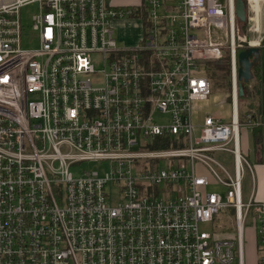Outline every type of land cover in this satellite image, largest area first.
I'll return each mask as SVG.
<instances>
[{"label": "built area", "instance_id": "built-area-1", "mask_svg": "<svg viewBox=\"0 0 264 264\" xmlns=\"http://www.w3.org/2000/svg\"><path fill=\"white\" fill-rule=\"evenodd\" d=\"M243 2L244 23L237 0H0V264H245L248 222L264 263L241 144L264 120L240 118L237 79L238 51L263 40L264 0ZM34 3L29 49L21 10ZM126 18L142 36L120 47ZM227 55L230 119L199 124L212 83L196 74ZM227 210L236 236L201 229Z\"/></svg>", "mask_w": 264, "mask_h": 264}, {"label": "rangeland", "instance_id": "rangeland-1", "mask_svg": "<svg viewBox=\"0 0 264 264\" xmlns=\"http://www.w3.org/2000/svg\"><path fill=\"white\" fill-rule=\"evenodd\" d=\"M116 4L118 6H130V5H138L140 3V0H115ZM38 12V5L37 4H33V5H29L25 8H23L21 10V21H22V25L24 30L23 31V35H22V42H23V47L24 48H29V49H35L38 46V42H37V34L34 33L33 31V22H32V18L33 16ZM117 28V32H118V37L121 38V40H119V44L120 47H125L128 46L127 44H136L138 43L141 39L142 36V23L137 19V18H126L122 21H119V23H116ZM241 36H245L247 37L248 41H255L257 39V37L248 30V28L246 26H242L241 29ZM242 44V43H241ZM245 45V44H244ZM225 54H228L227 51H224ZM96 66L98 69L102 68V65L100 63H98V60L96 62ZM217 66L218 64L216 62L213 63H207L204 64V68L202 70H200L196 75L199 77H207L208 80L212 83V86L214 88V86H217L218 84L222 83V79L220 78V72L217 70ZM214 74V76L211 75ZM231 82H232V72H231ZM222 94H227V93H222L219 91H214L213 89V93H212V97L211 100L213 99V101L215 102L216 100H219V103H224V97H222ZM210 100V101H211ZM212 101V103H214ZM213 106V105H212ZM211 105H207L205 107H203L200 110L201 114H208V108L210 107L209 110L211 109L213 112V107ZM213 114V113H211ZM230 117V113L228 115H226L225 118H229ZM158 120L160 122L164 121L165 118H159V116L157 117ZM250 147L249 143L243 142L242 148L245 149V154H248V151ZM87 170V171H99L102 174H107L109 173L110 170V166L108 164H103V165H99V164H83L81 166V170ZM75 174H78V171L74 170ZM252 181H251V177L250 175L246 177V182L244 185V195H245V200L246 196H248L251 193L252 190ZM225 189L222 187H210L208 189V191L210 192H217V193H221L222 195L224 194ZM247 228H246V234H245V243H248L249 240V233L251 230L250 226H252V224L250 222H248L247 224ZM201 229L205 232H211V233H219V234H232L233 236H236L237 234V229H236V218H235V213L233 210H227V211H223L215 220L214 223H209V224H205L202 225Z\"/></svg>", "mask_w": 264, "mask_h": 264}, {"label": "crops", "instance_id": "crops-1", "mask_svg": "<svg viewBox=\"0 0 264 264\" xmlns=\"http://www.w3.org/2000/svg\"><path fill=\"white\" fill-rule=\"evenodd\" d=\"M262 42L259 48L260 50V60L257 64H259V77L261 81V104H260V110L262 117H264V15H263V21H262ZM121 40V38L119 37ZM127 45H134V44H127ZM213 93V92H212ZM212 97V96H211ZM222 97H224V103H219V100H216L215 102L211 98L204 103H197L195 105L194 109V114L197 122L199 124L203 123V120L206 116H213L215 118L223 119V121H227L230 119L225 118L226 115L230 113L231 116V99H230V94L227 93L222 94ZM211 100V101H210ZM212 101L214 103H212ZM207 105H213V110L214 112L208 108V114H201L200 110L207 106ZM213 113V114H211ZM259 129V128H256ZM254 128L249 130L248 132L242 133V141L241 144L243 145V142L249 143L251 149H249L248 154H245V149L242 148L243 154L245 155L246 159L248 160L249 164L252 166L253 169V177L251 174V181H252V190L251 193L246 196V199L248 200L252 194V192H255L256 199L264 203V134H260V141L259 144H257L254 140V133L253 132ZM246 182V180H245ZM245 185V183H244ZM245 197V195H244ZM251 230L249 233V240L248 243H245V264H264L261 261V252L259 248V243H258V237H257V231H255L254 226H250ZM246 234V231H245Z\"/></svg>", "mask_w": 264, "mask_h": 264}, {"label": "trees", "instance_id": "trees-1", "mask_svg": "<svg viewBox=\"0 0 264 264\" xmlns=\"http://www.w3.org/2000/svg\"><path fill=\"white\" fill-rule=\"evenodd\" d=\"M264 44V41H263ZM244 49H240L238 51V55L240 52H242ZM245 51V50H244ZM217 70L220 72V78L222 79V83L218 84L217 86H212V92L219 91L222 93H229L231 94L232 91V82H231V67H230V61L229 56L227 55L226 59L224 61L217 63ZM211 75L214 76V74ZM253 78L249 83H244V89H245V96L243 98H240V118L245 121L246 117L248 115L252 116V120L255 121H263L264 117H262L261 110H260V104H261V81L259 77V64H256L253 67L252 70ZM239 84V81H238ZM259 128V129H256ZM254 128V140L257 144H259L260 141V134H264V129L262 127H256Z\"/></svg>", "mask_w": 264, "mask_h": 264}, {"label": "water", "instance_id": "water-1", "mask_svg": "<svg viewBox=\"0 0 264 264\" xmlns=\"http://www.w3.org/2000/svg\"><path fill=\"white\" fill-rule=\"evenodd\" d=\"M243 0H237L236 13L239 21L244 23L246 21V9ZM260 60V50L259 48H247L245 51L239 53L238 55V96L243 98L245 96L244 83H249L252 78L253 67Z\"/></svg>", "mask_w": 264, "mask_h": 264}]
</instances>
